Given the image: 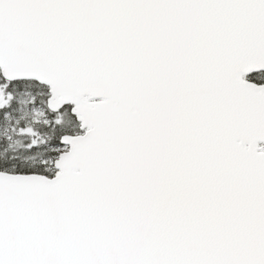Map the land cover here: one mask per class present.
<instances>
[{
    "label": "snow or ice",
    "instance_id": "6c2138e0",
    "mask_svg": "<svg viewBox=\"0 0 264 264\" xmlns=\"http://www.w3.org/2000/svg\"><path fill=\"white\" fill-rule=\"evenodd\" d=\"M0 264H264V0H0Z\"/></svg>",
    "mask_w": 264,
    "mask_h": 264
}]
</instances>
